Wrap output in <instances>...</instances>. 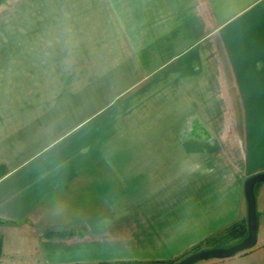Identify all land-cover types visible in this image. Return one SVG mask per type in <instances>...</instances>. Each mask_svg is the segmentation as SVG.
Masks as SVG:
<instances>
[{"label":"crops","instance_id":"crops-1","mask_svg":"<svg viewBox=\"0 0 264 264\" xmlns=\"http://www.w3.org/2000/svg\"><path fill=\"white\" fill-rule=\"evenodd\" d=\"M258 118L264 0H8L0 264L180 258L246 218ZM260 185L255 244L194 264H264Z\"/></svg>","mask_w":264,"mask_h":264},{"label":"water","instance_id":"water-1","mask_svg":"<svg viewBox=\"0 0 264 264\" xmlns=\"http://www.w3.org/2000/svg\"><path fill=\"white\" fill-rule=\"evenodd\" d=\"M264 182V171L248 176L243 185L247 206V234L240 241L226 247H210L192 252L173 264H194L201 260L222 259L252 247L256 242L258 216L256 210L255 185ZM79 264V263H77Z\"/></svg>","mask_w":264,"mask_h":264},{"label":"trees","instance_id":"trees-1","mask_svg":"<svg viewBox=\"0 0 264 264\" xmlns=\"http://www.w3.org/2000/svg\"><path fill=\"white\" fill-rule=\"evenodd\" d=\"M8 0H0V5L6 3ZM261 184V183H257ZM256 184V185H257ZM255 185V187H256ZM258 216V213H257ZM1 222V221H0ZM6 222V221H2ZM247 234V221L244 219L243 221H237L218 234L206 238L202 242L198 243L197 245L193 246L188 252L183 254V257L186 256L190 252H195L198 250L210 248V247H226L229 245L231 241H240L244 238ZM204 246V247H203ZM182 257V256H181ZM180 258L168 261V262H153L150 264H173L174 262L178 261ZM105 264H133L128 262H112V263H105Z\"/></svg>","mask_w":264,"mask_h":264},{"label":"rangeland","instance_id":"rangeland-1","mask_svg":"<svg viewBox=\"0 0 264 264\" xmlns=\"http://www.w3.org/2000/svg\"><path fill=\"white\" fill-rule=\"evenodd\" d=\"M235 120H236V130L238 131V132H236V135H237V142H241L242 143V149L241 150H243L244 149V143H243V141H244V137H245V135H247V133H246V131H245V123H244V121H243V117H236L235 118ZM257 122H258V128H264V118L262 119V118H258V120H257ZM261 125V126H260ZM206 128V127H205ZM245 132V133H244ZM248 138V137H247ZM255 143V142H254ZM238 147H239V145H237ZM237 147V149H239ZM257 147H259V146H257ZM258 150V151H257ZM253 153V152H252ZM256 153H257V159L255 160L254 159V157H253V169H255L256 167L257 168H264V149H262V148H259V149H256ZM264 171V170H263ZM260 172H262V171H260ZM258 173V172H257ZM260 184H257L256 185V188H255V199H256V210L258 209V206H259V203H258V197L260 196V194H259V188H260ZM246 219V218H245ZM261 222V221H260ZM257 223V236H259L260 235V233L262 232V224L261 223ZM236 242H238V241H231V242H229V245H231V244H233V243H236ZM228 245V246H229ZM204 247V246H203ZM190 253H192V252H190ZM190 253H188V254H190ZM187 254V255H188ZM181 258H183V256L181 257ZM175 263V262H174Z\"/></svg>","mask_w":264,"mask_h":264}]
</instances>
